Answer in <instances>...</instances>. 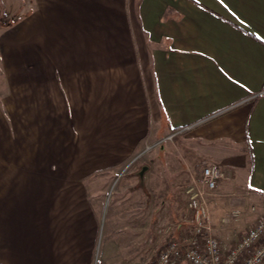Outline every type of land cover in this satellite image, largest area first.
Wrapping results in <instances>:
<instances>
[{
    "label": "crops",
    "instance_id": "0c3cea01",
    "mask_svg": "<svg viewBox=\"0 0 264 264\" xmlns=\"http://www.w3.org/2000/svg\"><path fill=\"white\" fill-rule=\"evenodd\" d=\"M6 21L0 264L100 262L99 180L145 150V183L184 188L172 219L202 165L229 173L207 197L226 248L264 213V0H22Z\"/></svg>",
    "mask_w": 264,
    "mask_h": 264
},
{
    "label": "rangeland",
    "instance_id": "374dc122",
    "mask_svg": "<svg viewBox=\"0 0 264 264\" xmlns=\"http://www.w3.org/2000/svg\"><path fill=\"white\" fill-rule=\"evenodd\" d=\"M21 3L22 0H0V26L7 24V18ZM147 155V150L137 153L99 180V194L92 203L99 221L96 251L100 262L118 264L132 259L149 262L172 236L188 228L184 221L191 213L185 205L177 208V217H170L171 194L178 190L181 203L184 188L170 190L168 181L145 183L144 176L153 165L144 164L149 159ZM160 174L163 175L155 171L152 178L158 179Z\"/></svg>",
    "mask_w": 264,
    "mask_h": 264
},
{
    "label": "built area",
    "instance_id": "2783aa9c",
    "mask_svg": "<svg viewBox=\"0 0 264 264\" xmlns=\"http://www.w3.org/2000/svg\"><path fill=\"white\" fill-rule=\"evenodd\" d=\"M228 174L217 165H202L185 188L191 213L184 221L188 228L172 236L151 261L132 259L118 264H264V213L229 248L213 232L207 197ZM241 215L240 210L232 213L235 220Z\"/></svg>",
    "mask_w": 264,
    "mask_h": 264
}]
</instances>
